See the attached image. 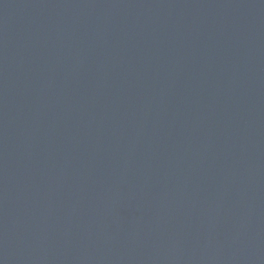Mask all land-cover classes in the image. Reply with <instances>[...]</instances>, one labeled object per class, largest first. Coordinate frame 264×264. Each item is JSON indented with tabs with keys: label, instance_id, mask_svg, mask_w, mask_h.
I'll use <instances>...</instances> for the list:
<instances>
[{
	"label": "water",
	"instance_id": "1",
	"mask_svg": "<svg viewBox=\"0 0 264 264\" xmlns=\"http://www.w3.org/2000/svg\"><path fill=\"white\" fill-rule=\"evenodd\" d=\"M0 264H264V0H0Z\"/></svg>",
	"mask_w": 264,
	"mask_h": 264
}]
</instances>
